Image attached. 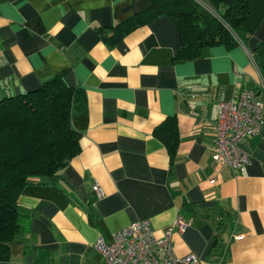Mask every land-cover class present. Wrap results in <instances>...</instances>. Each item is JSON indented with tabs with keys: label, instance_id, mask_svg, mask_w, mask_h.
<instances>
[{
	"label": "crops",
	"instance_id": "crops-1",
	"mask_svg": "<svg viewBox=\"0 0 264 264\" xmlns=\"http://www.w3.org/2000/svg\"><path fill=\"white\" fill-rule=\"evenodd\" d=\"M148 0H0V100L58 73L86 96L71 117L80 151L59 176L27 184L17 198L23 230L11 243L18 264H101L93 243L148 219L157 235L177 218L176 255L198 264H264V123L242 142L243 172L213 161L217 104L264 75L252 59L264 19L243 43L215 44L183 61L179 23L159 15L113 44L111 27ZM103 29V34L100 33ZM263 104L264 90L257 92ZM173 116L171 157L154 128ZM104 195L97 198L92 186Z\"/></svg>",
	"mask_w": 264,
	"mask_h": 264
},
{
	"label": "trees",
	"instance_id": "trees-1",
	"mask_svg": "<svg viewBox=\"0 0 264 264\" xmlns=\"http://www.w3.org/2000/svg\"><path fill=\"white\" fill-rule=\"evenodd\" d=\"M142 11L103 34L108 44L159 15L179 23L180 47L173 56L183 61L201 57L215 44L243 43L264 19V0H148ZM252 59L264 75V42L257 43ZM65 83L58 73L41 86L0 100V264H18L10 257L11 243L22 232L17 198L31 183H45L60 175L80 151L81 133L71 122L86 110V96ZM154 134L174 157L178 132L169 116Z\"/></svg>",
	"mask_w": 264,
	"mask_h": 264
},
{
	"label": "built area",
	"instance_id": "built-area-1",
	"mask_svg": "<svg viewBox=\"0 0 264 264\" xmlns=\"http://www.w3.org/2000/svg\"><path fill=\"white\" fill-rule=\"evenodd\" d=\"M260 88L264 90V81L258 89H244L235 98L217 104L211 157L234 172H243L249 163L242 142L258 135L264 123L263 104L257 99ZM92 190L97 198L104 195L99 183L93 184ZM190 224L179 217L157 235L150 220H139L111 233L110 240L98 237L93 248L101 255V264H198L194 253L178 256L174 251L173 233Z\"/></svg>",
	"mask_w": 264,
	"mask_h": 264
}]
</instances>
